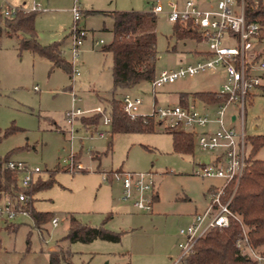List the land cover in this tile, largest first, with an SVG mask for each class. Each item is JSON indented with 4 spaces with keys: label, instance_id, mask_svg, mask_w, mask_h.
<instances>
[{
    "label": "rangeland",
    "instance_id": "374dc122",
    "mask_svg": "<svg viewBox=\"0 0 264 264\" xmlns=\"http://www.w3.org/2000/svg\"><path fill=\"white\" fill-rule=\"evenodd\" d=\"M40 1L42 10L35 17L37 38L42 45L64 39L62 55L69 63L71 8L80 9L78 25L87 34L79 61L72 66L80 73L70 76L65 69L53 67L46 57L20 50L17 37L1 36L0 129L9 132L0 141V156L37 166L42 180L51 179V186L34 192L32 206L52 213L59 222L52 225L48 221L39 229L27 212H18L7 220L0 218V264H48V252L58 244L70 252L69 264H174L179 255V228L191 223L192 215L205 206L207 185L221 182L193 174L194 163L205 160V154L195 144L192 153L174 151L171 134L161 126L153 131L112 133L110 125L99 119L96 131L91 132L83 127L81 118L92 113L77 116L72 124L65 115L77 107L101 106L109 112L106 96L113 87L112 55L101 48L112 38L110 13L151 11L155 0ZM160 1L165 7L169 0ZM198 1L206 5L210 0ZM32 2L0 0V5L27 9ZM155 15L156 73L199 59L205 43L176 37L167 14ZM100 39L102 43L93 45ZM224 78V71L217 68L165 83L155 92L151 82L145 80L132 88L116 90L114 97L121 100L126 93L141 96L140 112L148 113L153 104L178 103L181 94L190 99L194 92L219 90ZM234 127H240L239 119ZM243 130L247 136L264 133V93L258 88L245 100ZM70 155L82 169H70ZM255 157L264 159V146ZM113 171L153 174L158 199L150 212L137 209L132 198L124 199L120 181L103 179L105 172ZM15 200L13 197L12 202ZM70 214L82 223L103 224L120 232L121 237L118 241L63 239Z\"/></svg>",
    "mask_w": 264,
    "mask_h": 264
},
{
    "label": "built area",
    "instance_id": "2783aa9c",
    "mask_svg": "<svg viewBox=\"0 0 264 264\" xmlns=\"http://www.w3.org/2000/svg\"><path fill=\"white\" fill-rule=\"evenodd\" d=\"M259 2L264 0H210L206 5L198 0H169L164 7L160 0H155L151 6L152 13L165 12L171 22L187 26L206 45V49L199 52L200 57L195 62L156 73L150 81L153 92L165 83L201 72L221 68L225 73L221 88L214 91L220 101L211 102L191 97L176 104H153L150 112L141 113V96L126 93L121 99L122 109L130 119L139 116L153 117L157 125L164 129L191 132L194 144L205 154V160L194 163L193 174L221 180L220 184H214L208 190L206 208L194 214L192 222L186 227L179 228V255L174 264H178L190 254L197 239L210 228L227 226L231 219L240 221L239 215L230 209V202L248 165L250 152L247 135L243 130L245 100L254 88L264 82L261 77L264 73V57H258L256 49L260 26L248 17V9L256 7ZM20 10L40 11L41 1L33 0L31 7L27 9L22 6H1L2 14L8 17ZM71 11L73 24L68 38L73 66L79 61L87 32L78 25L81 18L80 9L73 6ZM102 42L100 39L94 45ZM72 73L79 75L80 71L72 67ZM72 95V100L75 101L74 92ZM231 105L233 110L229 111ZM85 113L101 114L104 125L111 122L110 111L106 112L101 106L90 109L72 108L65 114L67 122L72 124L77 116ZM238 119L240 127L237 129L234 124ZM70 133L72 136V127ZM69 161L71 170L83 168L81 163L74 162L73 155H70ZM6 166L17 171V182L21 188L29 187L41 171L39 167H31L20 160H8ZM104 174L105 181L114 179L121 182L124 199L132 198L137 209L145 212L153 209L157 192L151 172L113 171L111 174ZM27 199L28 195L19 191L15 202L10 199L0 201V218L7 220L18 212H24L16 207V204ZM58 222L57 216L51 220L52 225H57ZM237 246L242 253L256 258L258 264H261V257L247 243L246 235L237 240Z\"/></svg>",
    "mask_w": 264,
    "mask_h": 264
},
{
    "label": "trees",
    "instance_id": "16d2710c",
    "mask_svg": "<svg viewBox=\"0 0 264 264\" xmlns=\"http://www.w3.org/2000/svg\"><path fill=\"white\" fill-rule=\"evenodd\" d=\"M37 11H17L12 16H4L0 5V38L3 34L18 38L20 50L32 52L46 57L53 67H61L72 76V64L62 55L63 40L42 45L37 38L35 17ZM112 38L109 43L102 45V51L112 55L111 93L106 96L111 116V132H145L153 131L158 125L153 117L139 116L130 119L122 109L121 100L114 97L118 89L132 88L142 81H151L156 75L155 22L156 15L151 11H113ZM248 17L260 26V33L256 43L258 57H264V2L248 9ZM173 32L178 38H196V35L185 25L174 23ZM264 81V73L261 75ZM264 93V82L258 87ZM206 101H220L214 91H198L192 93ZM187 99L181 94L180 102ZM101 114L83 116V127L91 132L96 131L97 122ZM94 129V130H93ZM171 134L173 149L180 153H192L194 136L191 132L177 129H165ZM9 132V131H7ZM7 132L0 129V141ZM92 135V134H91ZM250 149L248 165L240 179L238 187L230 202V209L239 215L240 221L231 219L227 226L210 228L203 236L197 239L190 254L178 264H258L256 258L241 252L237 246L239 238L247 237V243L264 264V159L256 156L259 148L264 146V133L251 134L246 137ZM8 156H0V201L16 198L19 191L28 195L24 202L17 203L16 207L27 212L40 229L54 215L50 212L37 211L32 206V196L35 191L51 186V179L42 180L39 176L29 187L21 188L17 182V171L6 166ZM229 190V189H228ZM68 228L63 239L70 242H89L94 239L118 241L120 232H114L103 224L92 226L82 223L73 214L68 217ZM70 252L61 245L48 252V264H69Z\"/></svg>",
    "mask_w": 264,
    "mask_h": 264
},
{
    "label": "crops",
    "instance_id": "0c3cea01",
    "mask_svg": "<svg viewBox=\"0 0 264 264\" xmlns=\"http://www.w3.org/2000/svg\"><path fill=\"white\" fill-rule=\"evenodd\" d=\"M67 38H68V35H67ZM92 40H93V39H92ZM68 41H69V38H68ZM68 44H69V43H68ZM93 45H94V43H93ZM214 184H216V183H209V184L207 185V188H206V196H207V192H208V190H209ZM157 199H158V194H157V198H156V200H157ZM207 204H208V197H207V200H206V204H205V206H204L201 210H197L194 214L203 211V210L206 208ZM194 214H193V215H194ZM193 215H192V216H193ZM177 236L179 237L178 241H180L181 237L179 236L178 232H177Z\"/></svg>",
    "mask_w": 264,
    "mask_h": 264
}]
</instances>
